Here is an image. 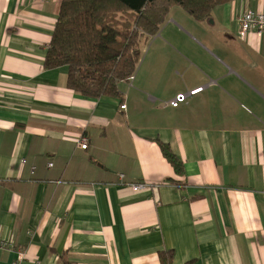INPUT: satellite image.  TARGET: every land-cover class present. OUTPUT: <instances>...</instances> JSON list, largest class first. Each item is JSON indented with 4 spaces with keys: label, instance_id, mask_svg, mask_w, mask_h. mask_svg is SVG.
I'll return each mask as SVG.
<instances>
[{
    "label": "crops",
    "instance_id": "obj_1",
    "mask_svg": "<svg viewBox=\"0 0 264 264\" xmlns=\"http://www.w3.org/2000/svg\"><path fill=\"white\" fill-rule=\"evenodd\" d=\"M60 2L0 0V264H264V34L237 36L264 0L201 22L171 7L120 97L99 99L43 68Z\"/></svg>",
    "mask_w": 264,
    "mask_h": 264
},
{
    "label": "trees",
    "instance_id": "obj_2",
    "mask_svg": "<svg viewBox=\"0 0 264 264\" xmlns=\"http://www.w3.org/2000/svg\"><path fill=\"white\" fill-rule=\"evenodd\" d=\"M229 1L61 0L43 68L67 67V88L83 98H119V83L135 74L143 49L158 33L171 7H180L201 22ZM159 146L174 171L181 174L182 163L167 145ZM158 257L159 264H173L171 250Z\"/></svg>",
    "mask_w": 264,
    "mask_h": 264
},
{
    "label": "built area",
    "instance_id": "obj_3",
    "mask_svg": "<svg viewBox=\"0 0 264 264\" xmlns=\"http://www.w3.org/2000/svg\"><path fill=\"white\" fill-rule=\"evenodd\" d=\"M237 22H238L237 36L241 40H246L252 34L256 36H261L262 34H264V10L244 11L239 15ZM132 78L133 77H130L129 80H132ZM198 91H200V89L192 91L191 94H194ZM186 97H187L186 95H178L177 97H175V99L169 102V105L175 108L180 103L185 102ZM120 108L124 110L125 106L122 105ZM76 145L79 149L86 150L87 145H88V140L85 138H81L77 141ZM51 166L52 165L49 164V167ZM130 187L134 192H144V191L151 190L154 188V186L146 184V183L131 184ZM6 246H7L6 243L0 242V248L6 247ZM14 264H26L23 253H19L17 255V258Z\"/></svg>",
    "mask_w": 264,
    "mask_h": 264
},
{
    "label": "rangeland",
    "instance_id": "obj_4",
    "mask_svg": "<svg viewBox=\"0 0 264 264\" xmlns=\"http://www.w3.org/2000/svg\"><path fill=\"white\" fill-rule=\"evenodd\" d=\"M141 61H142V58H141L140 62H141ZM140 62H139V63H140Z\"/></svg>",
    "mask_w": 264,
    "mask_h": 264
}]
</instances>
